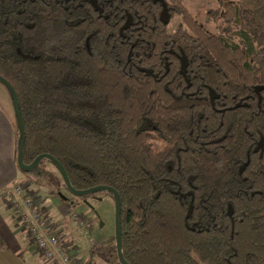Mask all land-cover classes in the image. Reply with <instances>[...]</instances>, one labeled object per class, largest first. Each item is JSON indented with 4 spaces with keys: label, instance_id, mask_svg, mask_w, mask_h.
I'll return each instance as SVG.
<instances>
[{
    "label": "trees",
    "instance_id": "16d2710c",
    "mask_svg": "<svg viewBox=\"0 0 264 264\" xmlns=\"http://www.w3.org/2000/svg\"><path fill=\"white\" fill-rule=\"evenodd\" d=\"M161 1L0 0L22 162L115 190L127 264H264V0L207 12L218 35ZM43 164L66 189L17 168Z\"/></svg>",
    "mask_w": 264,
    "mask_h": 264
},
{
    "label": "rangeland",
    "instance_id": "374dc122",
    "mask_svg": "<svg viewBox=\"0 0 264 264\" xmlns=\"http://www.w3.org/2000/svg\"><path fill=\"white\" fill-rule=\"evenodd\" d=\"M181 1L209 33L218 35L223 34L224 28L219 26L221 24L219 20L213 23V20H209L206 14L219 9L226 2L235 0ZM166 20L168 19L166 18ZM179 24H181V17L173 16L167 26L168 33H173ZM232 39L235 43L238 42L237 39ZM0 111L10 116L16 126L12 101L2 84H0ZM42 167L51 173L50 177L20 173L24 179L21 184L27 186V190L32 196L38 197L47 219L57 234L59 233L58 238L61 242L67 245L71 253L81 261H87L92 252L95 264H119L115 258L116 251L109 244H103L115 234L113 198L107 193H97L85 200L74 197L64 188L53 166L43 164ZM63 234L64 236H62ZM22 235L25 237L24 233ZM37 258L40 261L43 260L39 255Z\"/></svg>",
    "mask_w": 264,
    "mask_h": 264
},
{
    "label": "crops",
    "instance_id": "0c3cea01",
    "mask_svg": "<svg viewBox=\"0 0 264 264\" xmlns=\"http://www.w3.org/2000/svg\"><path fill=\"white\" fill-rule=\"evenodd\" d=\"M17 167L16 126L10 116L0 111V264H46L31 251L26 235H22L25 232L2 198L5 189L24 180Z\"/></svg>",
    "mask_w": 264,
    "mask_h": 264
},
{
    "label": "built area",
    "instance_id": "2783aa9c",
    "mask_svg": "<svg viewBox=\"0 0 264 264\" xmlns=\"http://www.w3.org/2000/svg\"><path fill=\"white\" fill-rule=\"evenodd\" d=\"M7 208L25 232L28 243L46 264H87L71 253L47 219L38 197L31 195L21 183L2 192Z\"/></svg>",
    "mask_w": 264,
    "mask_h": 264
},
{
    "label": "water",
    "instance_id": "95a60500",
    "mask_svg": "<svg viewBox=\"0 0 264 264\" xmlns=\"http://www.w3.org/2000/svg\"><path fill=\"white\" fill-rule=\"evenodd\" d=\"M161 1V0H160ZM162 2V1H161ZM163 4V2H162ZM167 18V14H166V8L165 5L163 4V11H162V19L166 20ZM0 83L8 90L10 97H11V101H12V106H13V110H14V114H15V119H16V123H17V128L19 131V135L20 137L24 136V131H23V125H22V121H21V117L19 112H15V110L17 109V97L16 94L14 92V90L9 86V84L0 77ZM22 143H23V139L21 142L18 143L17 146V166L20 170L24 171V172H30L33 169L36 168V166L39 164V162L46 158L49 159L53 162V164L56 166L64 184L66 187V190L74 197H82V196H87V195H92V194H96L99 192H106V193H111L113 195V199H114V204H115V246H116V255L118 258V261L120 264H127L121 254V237H120V229H121V203H120V199L119 196L117 194V192L115 190H113L110 187H105V186H98V187H93L87 190H83V191H77L74 190L70 183L69 180L67 178V175L64 171V169L62 168V166L56 161L54 160L52 157L48 156V155H39L38 157H36L34 159V161L30 164V165H25L22 162Z\"/></svg>",
    "mask_w": 264,
    "mask_h": 264
}]
</instances>
